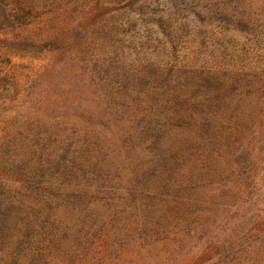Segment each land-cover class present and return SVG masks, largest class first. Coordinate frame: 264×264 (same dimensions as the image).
<instances>
[{
  "label": "trees",
  "instance_id": "obj_1",
  "mask_svg": "<svg viewBox=\"0 0 264 264\" xmlns=\"http://www.w3.org/2000/svg\"><path fill=\"white\" fill-rule=\"evenodd\" d=\"M87 1L118 7L78 53L87 88L0 146V264H89L163 219L208 230L221 211L225 227L257 162L264 0ZM17 12L0 11V32Z\"/></svg>",
  "mask_w": 264,
  "mask_h": 264
},
{
  "label": "rangeland",
  "instance_id": "obj_2",
  "mask_svg": "<svg viewBox=\"0 0 264 264\" xmlns=\"http://www.w3.org/2000/svg\"><path fill=\"white\" fill-rule=\"evenodd\" d=\"M11 8L18 10L21 26L0 32V146L7 130L23 125L27 118H41L43 111L55 107V99L80 97L89 78L78 53L94 41L91 32L97 21L118 7L95 6L87 0H30V4L0 0V11ZM25 18L31 20L24 22ZM215 33L212 28L208 35ZM261 33L264 37V29ZM257 143L256 165L243 185L236 180L233 186L235 208L225 227H219L224 221L221 211L217 228L214 223L208 230L170 229L163 219L148 233H122L121 243L113 246L101 242L89 264H264V129ZM0 161L3 173L6 154Z\"/></svg>",
  "mask_w": 264,
  "mask_h": 264
}]
</instances>
